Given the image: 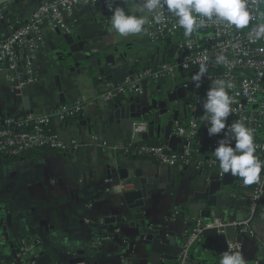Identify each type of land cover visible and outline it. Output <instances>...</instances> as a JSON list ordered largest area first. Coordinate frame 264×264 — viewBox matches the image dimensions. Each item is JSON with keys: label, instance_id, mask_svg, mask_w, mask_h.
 <instances>
[{"label": "crops", "instance_id": "0c3cea01", "mask_svg": "<svg viewBox=\"0 0 264 264\" xmlns=\"http://www.w3.org/2000/svg\"><path fill=\"white\" fill-rule=\"evenodd\" d=\"M35 5L36 0H19L17 4L5 5L6 18L0 22V38L8 33L9 24L24 22ZM112 7L116 8L115 5ZM124 11L140 15L134 6ZM111 15L108 8L77 4L68 21L71 36L82 41L92 55L114 60L104 74L99 68L88 66L87 62L75 71L66 67L59 69L47 53V46L37 54L34 68L38 77L31 84L16 87L6 83V68L0 67V128L7 118L19 122L27 116H47L62 104L75 106L94 101L69 122H50V131L63 141L74 139L79 142L76 151L64 154L42 150L38 155L27 152L16 159H0L2 261H13L19 240L25 238L36 245L39 258L46 264H142L147 253L139 238L143 232L141 221L134 218L135 214L140 212L144 223L158 228L173 240L172 245L179 246L197 218L185 215L176 205L180 206L182 197L196 188L195 181L218 180L215 171L206 169L205 158L196 160L193 156L192 163L187 166L170 167L160 165L152 158L138 156L135 144L143 141L145 144L158 143L154 137L143 140L141 134L126 152L131 131L117 121H108L113 115L112 106L120 100L111 104L95 100L116 85L113 79L106 80L115 66H125L133 72L162 62L166 54H159L150 45V55L143 58L136 40L139 35L146 39L142 32L122 36L128 39L119 43L118 33L111 30ZM43 32L47 42L56 39L55 31L44 27ZM55 78H58L60 90ZM175 101V106L179 107L178 99ZM167 105L166 102V108ZM153 112L155 109L151 114ZM94 137L99 141H94ZM182 147L183 144H178L176 151ZM120 167L132 173L136 171L141 179L157 175V179L152 180L155 186L165 184L168 177L170 182L165 189L151 190L147 185L146 191L151 193L144 198L140 209L132 211L122 198V192L132 190V186L119 180L117 171ZM222 214L224 219H240L244 217L245 209L242 206L238 209L227 207ZM250 227L252 233L236 234V238L244 243L246 264H264V216L254 219ZM200 241L191 245L195 261L204 260L207 252ZM207 250L211 251V248Z\"/></svg>", "mask_w": 264, "mask_h": 264}, {"label": "built area", "instance_id": "2783aa9c", "mask_svg": "<svg viewBox=\"0 0 264 264\" xmlns=\"http://www.w3.org/2000/svg\"><path fill=\"white\" fill-rule=\"evenodd\" d=\"M108 3L125 10L132 6L140 8L143 0H36L35 8L27 19L20 24H9L8 33L0 38V67L6 68L5 82L21 87L37 80L34 63L39 51L47 46L44 27L69 34L68 21L77 4L108 8ZM246 4L252 19L244 29H236L215 18H203L204 27L198 28L191 36H185L177 19L166 9L161 10L165 19L160 23L149 17L142 34L159 54H166L165 59L136 69L132 80L126 79L123 84L109 87L95 100L107 103L119 96H141L145 89L148 101L155 99L172 104L170 113L166 110L160 114L155 109L153 114H159L163 125L172 122L171 136L185 144L180 151H170L162 144H141L134 147L138 156L150 157L158 164L170 167L187 166L192 163L193 156L196 160L205 158L206 169L215 171L218 180L231 175L222 172L214 156L223 133L209 137L202 107L211 82L223 79L234 85L228 90L235 103L231 106L233 112L227 122L240 120L253 130L255 155L264 161V38L256 40L254 36L255 26L264 23V0H246ZM4 6L0 9V22L6 18ZM220 54L226 57L225 63H217L216 57ZM201 64L207 65V72L197 88L192 77L199 72ZM167 83L171 86L163 88ZM178 89L184 92V96L178 98L179 107L175 106L176 101H167L168 95ZM92 103L94 101L75 106L62 104L47 116H27L19 122L5 119L0 128V159L19 158L35 150H53L64 154L76 151L80 147L77 140L63 141L50 131L49 125L52 120L66 123L75 119L87 104ZM148 125L146 118L133 122L126 152L137 137L147 132ZM93 140L99 141L96 137ZM225 187L228 191L223 192L222 189L220 194L239 202L245 209L244 217L221 219L212 213L209 219H195L187 236L186 249L201 240L204 230L216 229L226 239L227 251H239L241 242L237 240V235L252 233V222L264 214V170L258 183L245 185L241 178L232 176L231 183ZM38 259L36 245L21 238L13 261L0 260V264H38Z\"/></svg>", "mask_w": 264, "mask_h": 264}, {"label": "water", "instance_id": "95a60500", "mask_svg": "<svg viewBox=\"0 0 264 264\" xmlns=\"http://www.w3.org/2000/svg\"><path fill=\"white\" fill-rule=\"evenodd\" d=\"M18 2L19 0H0V7L11 3L17 4ZM56 34L55 40L47 42L46 51L57 65V68L61 69L66 67L75 71L76 68L80 67L84 62H87L88 66L91 68H99V72L104 74L107 70L106 67L114 63L112 58L109 61L108 58L92 55L84 46L83 42L75 40L71 34H64L61 31H56ZM132 75L133 72L127 67L115 66L110 70V74L106 80L110 81L113 79L116 84H123L126 78L132 80ZM55 83L58 90H60L58 78H55ZM183 96V90L178 89L174 94L168 95L167 101L172 103ZM112 107L114 110L113 115L108 118V121L110 123L117 121L122 127L125 126L130 131L134 121L143 120L144 118L148 120L147 132L141 135L143 140L154 137L159 144L166 146L171 151H176L178 144H185L181 139L171 136L172 122L162 125L159 114H151L152 109H160L159 113L164 114L167 110L166 101L157 102L155 99L148 101L145 89L141 96H129L127 100L115 102ZM175 117L176 115L174 114L173 119ZM117 172L120 181H125V184L132 186V190L122 192V198L125 204L132 211L140 209L143 206L144 198L151 193L150 191H146L147 185H150L151 190L157 188L165 189L166 184L170 182L168 177L165 184L159 183L155 186L152 184V180L157 179V175H154L152 178L141 179V176L136 171L132 173L131 170L124 167H120ZM231 181V175H226L220 181H195L196 188H192L191 192L182 197L180 206H176L185 215L197 219H209L212 213L224 219L222 210L227 207L238 209L241 206L239 202H234L220 194L225 184L231 183ZM134 218L141 221L140 225L141 229H143L139 238L145 246L147 254L142 264H219L221 257L227 251L226 239L221 237L216 229H207L201 233L203 240L200 241V244L207 252L203 256L204 260L195 261L192 256V246L188 249L185 248L187 237L181 241L179 246H174L172 245L173 240L168 238V235L165 234L164 236L158 228H152L150 224L144 223L143 215L140 212L135 214ZM208 248H211V251H208ZM231 252H240L243 255L244 243H241L239 251ZM37 263L46 264L41 258L38 259Z\"/></svg>", "mask_w": 264, "mask_h": 264}, {"label": "clouds", "instance_id": "9594fccd", "mask_svg": "<svg viewBox=\"0 0 264 264\" xmlns=\"http://www.w3.org/2000/svg\"><path fill=\"white\" fill-rule=\"evenodd\" d=\"M107 6L112 12L111 30L120 36L141 33L149 22V14L156 23H160L165 19L162 9H166L177 19L185 36H191L198 28L204 27L203 18H215L236 29L248 27L252 19L246 0H143L139 8L143 15L127 14L120 7L113 9L112 3ZM254 36L256 40L264 38V23L255 26ZM216 61L218 64L225 63L226 57L220 54ZM206 72L207 65L201 64L199 72L192 77L197 88ZM233 86L223 79L211 82L202 102L204 119L207 121L209 137L223 133L214 150L222 172L241 178L245 185H252L259 182L264 161L255 155L253 130L240 120L230 124L227 122L233 112L231 106L235 103L228 92ZM219 264H246V261L240 252L226 251Z\"/></svg>", "mask_w": 264, "mask_h": 264}, {"label": "rangeland", "instance_id": "374dc122", "mask_svg": "<svg viewBox=\"0 0 264 264\" xmlns=\"http://www.w3.org/2000/svg\"><path fill=\"white\" fill-rule=\"evenodd\" d=\"M0 9H1V7H0ZM6 9V8H5ZM134 10H137L136 12H138L140 15H143L144 13H141L140 11H139V9H136L135 7H134ZM151 15L149 14V17H150ZM61 33H64V32H61ZM65 34V33H64ZM69 34H71V31H70V33ZM116 37H117V39H118V41H119V43H124L125 41H126V39H128V38H123L122 36H120L119 34H117L116 35ZM136 40H137V42H139L140 43V51H141V53H142V57L143 58H145L146 56H149L150 55V53H151V50H150V43L142 36V35H139V36H137L136 37ZM152 48L155 50V47L154 46H152ZM171 86V83H167L163 88H165V89H168L169 87ZM171 108H172V105H170V104H168L167 105V110L169 111V113H170V111H171ZM226 191H228V188H226V187H224L223 188V192H226ZM263 216H264V214H263Z\"/></svg>", "mask_w": 264, "mask_h": 264}, {"label": "trees", "instance_id": "16d2710c", "mask_svg": "<svg viewBox=\"0 0 264 264\" xmlns=\"http://www.w3.org/2000/svg\"><path fill=\"white\" fill-rule=\"evenodd\" d=\"M131 5H132V3H131ZM9 19L12 20V17L9 16ZM94 83H95V84H98V82H97L96 80L94 81ZM121 99H124V97L119 96L115 101H117V100H121ZM115 101H114V102H115ZM111 103H113V102H110V104H111ZM145 143H146V142L143 141V142L138 143V144H135V145L139 146V145H141V144H145ZM151 144H153V145H157L158 143H151ZM132 148H133V147H132ZM132 148H131V149H132ZM41 151H42V150H41ZM30 152L33 153L32 155H38V154H39V151H38V150L30 151ZM145 158L151 159L150 157H145ZM6 159H16V158H6Z\"/></svg>", "mask_w": 264, "mask_h": 264}, {"label": "flooded vegetation", "instance_id": "af4514ba", "mask_svg": "<svg viewBox=\"0 0 264 264\" xmlns=\"http://www.w3.org/2000/svg\"><path fill=\"white\" fill-rule=\"evenodd\" d=\"M172 105V104H171Z\"/></svg>", "mask_w": 264, "mask_h": 264}]
</instances>
